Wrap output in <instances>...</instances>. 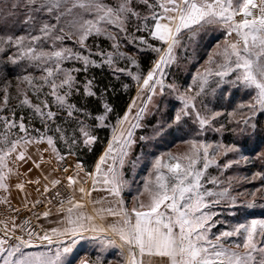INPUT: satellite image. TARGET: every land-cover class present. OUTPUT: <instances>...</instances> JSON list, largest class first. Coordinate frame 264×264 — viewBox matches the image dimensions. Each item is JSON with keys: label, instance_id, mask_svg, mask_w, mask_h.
Returning <instances> with one entry per match:
<instances>
[{"label": "snow or ice", "instance_id": "snow-or-ice-1", "mask_svg": "<svg viewBox=\"0 0 264 264\" xmlns=\"http://www.w3.org/2000/svg\"><path fill=\"white\" fill-rule=\"evenodd\" d=\"M21 8L28 29L22 34L0 33V58L20 66L23 73L15 85L5 81L0 87V190L8 192L11 178L21 176L18 166L31 159L27 155L31 144H46L43 151L51 153L59 165L53 171L64 175L51 180L46 176L48 183L41 193L55 189L48 203L58 202L59 207L55 213L50 207L42 215L59 216L57 226L41 235L30 223L12 220L9 227L5 222L0 231V264H68L67 256L84 239L94 243L97 258L82 259L79 264H104L112 249L119 250L116 264H264V218L229 222L218 219L215 211L224 202L236 203L232 178L221 177L242 162L264 161V151L253 157L235 142L207 139L209 132L225 131L221 120L225 115L227 123L236 125L232 131L245 136L248 129L255 131V117L264 115V0H18L8 11L15 14ZM210 27L222 30V43L212 48L186 86L168 81V69L178 62L179 51L187 50L185 38L191 41ZM90 38H103L109 46L89 45ZM145 51L156 58L142 71L138 57ZM104 67L115 79L130 78L136 86L137 95L123 114L116 113L108 99L114 89L99 88L95 77L77 78L90 68ZM122 87L128 89L130 84L122 83ZM225 92L229 97L242 92L245 99L225 113L213 106V99ZM165 96L175 102L172 124L189 125L187 138H181L185 148L152 154L140 181H130L126 165L136 167L141 161V157L130 159L136 130L143 127L154 97ZM74 97L95 98L96 113ZM13 98L18 101L15 107L10 105ZM25 108L30 115L26 118L21 111L17 116V109ZM33 117L39 118L42 128L32 124ZM101 129H108L110 135L89 168L80 157L95 150ZM70 156L76 163L64 167ZM32 164L40 168L36 161ZM212 168L217 175L209 171ZM255 180L260 186L248 193L249 208L257 195L264 198V172L253 173L249 182ZM65 182L73 193L67 199L59 191ZM27 183L39 185L40 181ZM15 186L23 191L25 183ZM97 191L106 196L94 205L114 201L116 208L96 209V215L81 211L83 198ZM77 192L80 200L75 199ZM126 193L132 196L131 209ZM106 215L116 222L104 223ZM45 243L58 246L54 251H30Z\"/></svg>", "mask_w": 264, "mask_h": 264}, {"label": "rangeland", "instance_id": "rangeland-1", "mask_svg": "<svg viewBox=\"0 0 264 264\" xmlns=\"http://www.w3.org/2000/svg\"><path fill=\"white\" fill-rule=\"evenodd\" d=\"M208 41V42H207ZM223 34L222 30L218 27H210L205 30L200 31L191 41L185 38V42L187 44V50L181 49L178 53V62L174 64L168 72L167 80L172 81L175 80L178 84L186 86L187 82L190 79L191 74H193L197 67L203 64L204 60L207 57V54L212 50V48L217 43H222ZM214 44L210 50H207L209 45ZM124 51H128L129 49L125 48ZM137 89L133 97H136ZM243 98L242 92H235L229 97L228 93L225 92L223 97H220L219 94L215 99H213V106L218 109H222L227 113L231 111L236 104L241 101ZM133 99V98H132ZM132 99L130 103L132 102ZM169 97L165 96L163 98L154 97L153 103L149 104V108L151 111L143 118L142 123L143 127L141 129L136 130V138L137 143L134 145L132 154L130 159L135 160L137 157H141V161L133 167L131 163L127 164L125 167L126 178L128 180H134L136 182L140 181V179L145 174L144 164L151 160L152 154H159L165 151L172 152H181L184 150L185 145L181 143V138H187L186 134L189 132V125L184 124L181 126H177L172 124V117L174 115V104L169 102ZM209 99H212L211 97ZM140 100L137 99V105L140 104ZM129 103V104H130ZM158 105V107H157ZM176 108L179 107L178 104L175 105ZM136 109H133V113H135ZM237 119L240 117L237 116ZM221 120L226 123V129L222 133H214L209 132L207 139L209 141L223 142L224 144H231L227 142L228 136L237 137V134L232 131L233 124L227 123L228 117L225 115L221 117ZM256 120V117H255ZM259 124L264 125V115H261ZM219 126V125H217ZM182 128V130L178 131L177 129ZM236 125H234V128ZM251 133L248 132L247 136H250ZM144 136L147 137V140H140L139 137ZM235 141V140H234ZM242 150L245 152L244 146H242L239 142ZM46 144H31L28 146L27 155L30 157H36V152H42ZM104 151V150H103ZM264 151V148L261 150ZM247 153V152H245ZM236 154H232L235 156ZM72 157V156H70ZM254 157V155H253ZM70 158H67V163L63 166L67 167L71 165ZM19 165V171L21 176L17 178L13 176L10 180V188L8 192H4L0 190V231L3 230L4 223L8 222V226L11 227V221L15 220L18 224L30 223V225L35 229L36 232L41 235L45 232L44 222L49 218H44L42 213L48 208H52L53 213L56 212V208L59 207V203L56 202L54 204H49L48 201L52 199V195L55 192L48 193L47 198L40 201V203L36 204L35 202H23L19 199L21 197L24 198V194L26 191H21L16 188V184L19 182L25 183V188L30 185L27 183L28 179L26 176H23L22 172H27V170L21 169L22 166ZM213 175H217L218 172L215 168L209 170ZM264 172V161L256 160L254 165H244L243 162L239 166H234L232 169L227 170L221 179L227 180V178L231 177V194L236 197L235 205H230L229 202H224L221 205H218L215 211H217L218 219L227 220L229 222H235L244 220L246 218H264V198L257 195L255 199V205L252 208L248 207V203L252 200V197L248 195L249 192L255 190V188L260 186V181H250V178L255 172ZM24 172V173H25ZM64 174L60 172V177ZM248 178V179H246ZM20 179V180H19ZM133 189L137 187L136 183L132 185ZM59 191L62 196L67 199L69 196H72L73 193L71 189H68L65 185L59 186ZM106 193L104 192H93L91 197H89V202L99 201ZM126 196L127 207L132 208L133 202L127 200L129 197ZM130 195V194H129ZM19 196V197H18ZM23 196V197H22ZM97 198L94 200L93 198ZM132 198V197H130ZM7 200V203H3L4 200ZM129 199V198H128ZM86 196L83 198L84 207L81 209L84 213L88 214V207ZM35 204V207L33 205ZM131 204V205H130ZM86 205V206H85ZM116 208V204L114 201L105 202L104 204H95L94 206L98 209L100 208ZM67 206V205H66ZM65 206V207H66ZM12 209H20L19 213L12 211ZM37 216L40 218L37 219ZM107 220L111 223L116 222V218L112 216H105ZM215 232L216 229H213ZM19 234V233H17ZM90 235V234H89ZM88 236V235H87ZM39 242L37 241V244ZM57 243L49 246L46 243L43 246H39L37 248L30 249V251H47L51 248L53 251L57 247ZM118 249L110 250L106 256L104 257V264H108L109 261L112 264H116V262L120 259L118 255ZM97 258V252L94 243L90 239H84L78 242V244L74 247L73 252L67 256L68 264H79V261L82 259L94 261ZM153 260L158 258H152Z\"/></svg>", "mask_w": 264, "mask_h": 264}, {"label": "trees", "instance_id": "trees-1", "mask_svg": "<svg viewBox=\"0 0 264 264\" xmlns=\"http://www.w3.org/2000/svg\"><path fill=\"white\" fill-rule=\"evenodd\" d=\"M18 2V0H0V33H9V34H22L28 29V25L23 23V9L15 11V14L8 11L10 6ZM208 42V41H207ZM71 44V42H67ZM89 45L101 44V46L105 49L108 48L109 42L100 38L99 40L90 38L88 41ZM213 43L209 45L207 50H210L213 47ZM95 50V49H93ZM208 55V54H207ZM155 54L145 51L142 53L138 59L140 60L141 70L146 71L148 68L152 66V61L155 59ZM65 67H80L79 64H66ZM28 71H34L33 69H29ZM22 70L20 66H13L8 63L3 58H0V87L3 86L5 81H11L13 85L16 83V77L22 75ZM37 76L39 73H35ZM85 76L88 78L95 77V81L99 88H104L105 86H110L114 91H111L108 94V99L110 103L113 105L116 113L123 114V111L128 107L131 99L133 98L136 86L130 78L122 77L120 80H117L113 77L111 71L107 68H90L87 73H79L78 79L83 81ZM122 83L130 84L128 89H124L122 87ZM21 87H24L22 85ZM31 95V93H29ZM13 96H15V92L13 90ZM245 99V98H243ZM74 101H79L81 106L87 107V109L93 114L96 113L99 105L95 98H89L84 100L80 97H74ZM2 102V101H0ZM33 102L35 103V99L33 98ZM18 101L16 99H12L10 101V105L15 107ZM22 114L27 118L30 115V110L25 108L23 110L17 109V116ZM53 111H55V107H53ZM64 114L62 113L61 116ZM261 115L256 116V129L253 132L251 129H248L247 133L250 132V136L245 135H237V137H232L231 135H227L228 143H237L244 146L245 154L250 156L255 155V153L261 151L264 148V125L259 124ZM57 123H62V120H58ZM32 124L37 128H42L41 122L38 117H33ZM231 128H234L231 126ZM110 135V131L108 129H101L98 131L99 141L95 145V150L92 153H82L81 159L86 162V165L91 168L100 154L103 152L107 139ZM235 140V141H234Z\"/></svg>", "mask_w": 264, "mask_h": 264}, {"label": "crops", "instance_id": "crops-1", "mask_svg": "<svg viewBox=\"0 0 264 264\" xmlns=\"http://www.w3.org/2000/svg\"><path fill=\"white\" fill-rule=\"evenodd\" d=\"M69 158L71 159L70 160L71 165H69V166H74V164L76 163V158L75 157H69ZM32 161H36L37 163H39L40 168L33 167ZM47 161H51V162L48 163ZM69 166H67V167H69ZM57 167H59V165L57 164V161L52 157L51 153H45L44 151H42L41 153L36 152V157H31L29 162L26 165L22 166L21 169L28 170L29 168H31L32 171L30 173L24 171L25 173H27L26 175L24 172H22L23 176H26L31 181L39 180L40 184L37 185L35 183H29L30 185L27 186V189L24 188V191H26L25 194L23 195L24 198L22 199L21 197L18 196L19 199L22 200L23 202H36V201H41V200L47 198V196L49 195L48 193H44V195H41V193H43L44 185L46 183H48V180L61 178L60 172H54L53 171ZM46 176L48 177V180H45ZM19 183H23V181L19 182ZM88 186L90 187V184ZM37 189H39V191ZM97 192H100V191H97ZM127 195L129 196L128 197L129 199L127 198V200H129L131 203L132 198H130V197H132V196L129 194H127ZM75 199L76 200L81 199L80 194L78 192L75 194ZM86 199L88 201L86 204V205H88V207H86V209L88 208V214L89 215H96V209H98V207L96 208L94 206L93 202H91V203L89 202V197L86 196ZM93 199L96 200L97 198L94 197ZM124 199L126 201V196H124ZM82 202H83V200H82ZM107 207H109V205ZM129 209H131V206ZM59 219H60V217L57 215H53L52 217L47 219V221L44 222L45 223L44 224L45 231H49L51 227L57 226V221ZM97 222L98 223L101 222L99 220V217H97ZM104 223L110 224L111 222H109V220H107V218L105 217ZM85 235L87 236L89 234H85ZM111 238L116 239L117 243H119L118 238H116V237H111Z\"/></svg>", "mask_w": 264, "mask_h": 264}]
</instances>
